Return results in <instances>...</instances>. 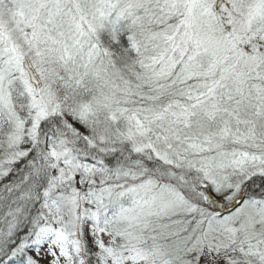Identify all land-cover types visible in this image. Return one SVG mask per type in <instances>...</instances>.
<instances>
[{"label": "snow or ice", "instance_id": "snow-or-ice-1", "mask_svg": "<svg viewBox=\"0 0 264 264\" xmlns=\"http://www.w3.org/2000/svg\"><path fill=\"white\" fill-rule=\"evenodd\" d=\"M0 264H264V0H0Z\"/></svg>", "mask_w": 264, "mask_h": 264}]
</instances>
